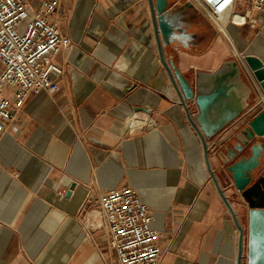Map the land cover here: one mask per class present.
Listing matches in <instances>:
<instances>
[{
  "label": "crops",
  "instance_id": "0c3cea01",
  "mask_svg": "<svg viewBox=\"0 0 264 264\" xmlns=\"http://www.w3.org/2000/svg\"><path fill=\"white\" fill-rule=\"evenodd\" d=\"M174 4L165 37L158 16ZM235 10L247 21L223 31L191 0H60L50 19L72 44L55 56L59 88L31 92L0 139V264H119L91 209L124 186L162 233L160 264H238L241 247L248 264L250 208L233 173L264 192V138L236 136L244 113L264 110L244 60L264 64V12ZM232 60L251 89L246 109L205 145L175 71L195 88Z\"/></svg>",
  "mask_w": 264,
  "mask_h": 264
},
{
  "label": "built area",
  "instance_id": "2783aa9c",
  "mask_svg": "<svg viewBox=\"0 0 264 264\" xmlns=\"http://www.w3.org/2000/svg\"><path fill=\"white\" fill-rule=\"evenodd\" d=\"M191 1L223 31L229 21H247L245 13L235 10L237 3L264 12V0ZM59 4L60 0H45L39 10H34L27 0H0V62L3 66L0 72V139L31 92L42 89L54 92L59 88L56 76L63 69L55 62V56L72 44L61 26L50 19ZM252 76L255 78L253 73ZM258 89L261 103H264V89L261 85ZM190 100L196 104L194 99ZM247 112L242 120L248 125L251 118ZM221 191L229 210L234 212L228 190ZM91 211L97 213V225L104 228L110 248L117 252L119 264H160L162 233L151 225L153 216L149 206L135 188L124 186L103 192L98 206Z\"/></svg>",
  "mask_w": 264,
  "mask_h": 264
},
{
  "label": "water",
  "instance_id": "95a60500",
  "mask_svg": "<svg viewBox=\"0 0 264 264\" xmlns=\"http://www.w3.org/2000/svg\"><path fill=\"white\" fill-rule=\"evenodd\" d=\"M177 4L164 10L158 16L159 28L165 34L169 33L168 19L176 10ZM161 45V44H160ZM162 57L163 53L161 51ZM164 59V57H163ZM244 60L256 80L264 89V64L255 57L246 55ZM175 74L180 81L181 89L187 99H194L198 107L195 121L192 122L199 129L204 144L206 139H212L240 116L245 108V96L251 91L242 81V70L235 61H228L215 72H200L196 87L176 69ZM248 129L236 136L244 145H248L256 137L264 138V110L254 115L248 122ZM234 184L249 205V237L248 264H264V207L259 201H264V192L255 189L253 176H245L242 171L233 173ZM242 247L238 264H242Z\"/></svg>",
  "mask_w": 264,
  "mask_h": 264
},
{
  "label": "bare ground",
  "instance_id": "6f19581e",
  "mask_svg": "<svg viewBox=\"0 0 264 264\" xmlns=\"http://www.w3.org/2000/svg\"><path fill=\"white\" fill-rule=\"evenodd\" d=\"M163 3H164V2H163V1H161V2H160V5H163Z\"/></svg>",
  "mask_w": 264,
  "mask_h": 264
},
{
  "label": "rangeland",
  "instance_id": "374dc122",
  "mask_svg": "<svg viewBox=\"0 0 264 264\" xmlns=\"http://www.w3.org/2000/svg\"><path fill=\"white\" fill-rule=\"evenodd\" d=\"M25 23L23 22L21 25L23 26Z\"/></svg>",
  "mask_w": 264,
  "mask_h": 264
}]
</instances>
